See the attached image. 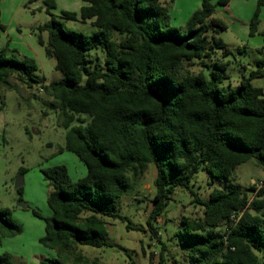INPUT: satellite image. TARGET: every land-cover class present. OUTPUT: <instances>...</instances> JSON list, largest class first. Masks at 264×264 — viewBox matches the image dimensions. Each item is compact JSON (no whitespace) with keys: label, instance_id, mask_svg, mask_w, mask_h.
I'll return each instance as SVG.
<instances>
[{"label":"trees","instance_id":"trees-1","mask_svg":"<svg viewBox=\"0 0 264 264\" xmlns=\"http://www.w3.org/2000/svg\"><path fill=\"white\" fill-rule=\"evenodd\" d=\"M83 2L79 13L62 11L61 21L52 13L55 1L45 0L50 19L39 27L48 37L45 42L40 34L38 41L61 74L44 90L62 117L63 150L87 168L77 181L64 165L42 170L52 215L33 214L45 222L40 244L56 257L39 264H97L80 246L123 249L109 240L106 219L126 221L117 212L119 203L150 164L157 174L147 224L155 235L153 221L178 189H190L200 171L222 184L206 200L192 193L203 214L184 217L172 238L186 264H260L264 186L243 189L231 176L252 160L264 168V90L252 84L264 77V58L250 77L235 85L230 81L229 63L218 58V51L227 56L231 50L216 36L227 29L216 15L217 5L227 6L229 0H203L180 27L171 24L161 0ZM256 2L251 36L264 7V0ZM66 21L90 22L95 31L67 30ZM9 53L8 47L0 49V91L2 86L32 89L39 83L35 61ZM21 232L12 212L0 209V243ZM0 264L16 262L3 253Z\"/></svg>","mask_w":264,"mask_h":264},{"label":"rangeland","instance_id":"rangeland-1","mask_svg":"<svg viewBox=\"0 0 264 264\" xmlns=\"http://www.w3.org/2000/svg\"><path fill=\"white\" fill-rule=\"evenodd\" d=\"M54 1L56 8L52 13L61 21L62 11L75 12L72 10L78 2ZM202 1L161 0L175 27L184 26L201 7ZM0 8L3 27H0V49L8 47L9 56L12 52L21 60L33 59L37 66L34 76L39 81L32 89L24 85H19L18 89L2 86L0 91V209H9L13 221L22 227L21 234L2 239L0 254L12 255L16 264H39L45 258L56 257L54 250L40 244L45 234V222L33 214L36 210L43 218L52 215L47 204L50 187L42 170L64 165L71 179L77 181L86 176L87 168L75 154L63 150L66 130L62 126V117L53 108V98L44 90V86L61 78L56 70V60L46 55L45 46L38 41L40 34L45 42L48 37L47 32L40 33L39 30L50 19L45 0H3ZM256 9V0H229L227 6L217 5L216 15L225 22L227 29L216 36L231 50L227 56L219 50L218 58L229 63L227 72L234 85L243 77H250L258 69L257 62L264 58V7L260 12L258 31L254 36L250 35V22ZM65 24L67 30L87 35L95 31L90 22L66 21ZM97 56L104 60L101 52ZM252 84L264 90V77L254 79ZM22 169L25 170L23 174ZM156 174L155 165L150 164L123 194L117 212L126 218L125 222L106 219L109 240L123 249L80 246L90 260L97 264H159L162 254L163 264L187 263L185 253L172 238L181 228L184 217L195 219L203 214L202 206L193 202L192 193L206 200L222 184L200 171L190 189H178L166 211L153 221L157 230L155 235L147 220L153 208ZM20 179L23 180L21 190L16 188ZM231 182L243 189L255 183L258 187L264 186V168L258 167L254 160L249 161L234 171ZM22 203L27 207L22 208ZM257 254L260 264H264V245Z\"/></svg>","mask_w":264,"mask_h":264},{"label":"crops","instance_id":"crops-1","mask_svg":"<svg viewBox=\"0 0 264 264\" xmlns=\"http://www.w3.org/2000/svg\"><path fill=\"white\" fill-rule=\"evenodd\" d=\"M2 1L3 0H0V4H2ZM58 1V0H57ZM76 1H78L77 3L75 2V6H76V8L74 9V10H72V11H75V13H79L80 12V10H81V8L84 6V2H83V0L82 1H80V0H76ZM80 9V10H79ZM0 10H1V8H0ZM70 11V10H69Z\"/></svg>","mask_w":264,"mask_h":264},{"label":"water","instance_id":"water-1","mask_svg":"<svg viewBox=\"0 0 264 264\" xmlns=\"http://www.w3.org/2000/svg\"><path fill=\"white\" fill-rule=\"evenodd\" d=\"M22 185H23V180L20 179V181H18V183L16 184V188L19 189V188L22 187ZM21 207H22V208H26V207H27V204L22 203V204H21Z\"/></svg>","mask_w":264,"mask_h":264}]
</instances>
